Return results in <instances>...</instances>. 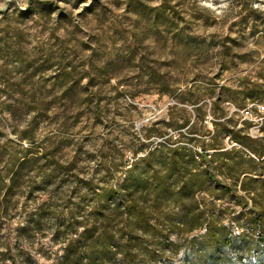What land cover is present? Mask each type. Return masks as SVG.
Segmentation results:
<instances>
[{
  "label": "rangeland",
  "instance_id": "obj_1",
  "mask_svg": "<svg viewBox=\"0 0 264 264\" xmlns=\"http://www.w3.org/2000/svg\"><path fill=\"white\" fill-rule=\"evenodd\" d=\"M250 16L257 27L250 26ZM5 24L20 32L21 54L31 60L29 65L42 51L51 50L78 67L73 79L91 66L82 78L91 82L87 100L91 111L64 133L58 156L76 158L74 173L82 179L81 189L91 176L95 189L117 186L123 176L121 160L132 164L150 158L147 170L143 162L136 165L137 171L150 173L159 158L188 160L193 155L196 162L191 167L202 170L204 141L207 158H213L208 168L214 179L207 182L208 189L199 190L210 215L203 225L231 241L213 247L212 253L224 256L226 264H264V223H247V210L237 199L245 195L239 188L241 177H234L236 171L255 168L243 158H259L247 144L264 145V0H0V30ZM14 66L8 61L3 65L6 70L0 68L3 106L24 84ZM54 70L48 65L25 78L50 82ZM4 80L9 82L5 91ZM201 113L204 116L198 119ZM20 128L0 109V148L6 146L19 158L27 145L17 138ZM43 133L38 129L36 137ZM102 162L109 168L104 169ZM59 180L70 196L75 177L64 175L48 185L46 195L36 190L28 202L26 191L14 197V210L0 231V254H5L0 264H12L11 259L15 264H48L44 257L57 247L53 229L58 217L52 212L65 207L63 200L53 197ZM250 186L256 193L248 206L255 202L258 211L264 210V183ZM45 197L50 205L40 212V225L34 228V203ZM87 200L93 201L92 194ZM170 211L171 222L161 220L163 231L146 238L154 254L149 264H188L196 249L189 238L198 237L201 230L175 231V210ZM26 224L29 232L18 235L17 229ZM170 242L175 244L170 247ZM4 244L10 252H4Z\"/></svg>",
  "mask_w": 264,
  "mask_h": 264
},
{
  "label": "trees",
  "instance_id": "obj_2",
  "mask_svg": "<svg viewBox=\"0 0 264 264\" xmlns=\"http://www.w3.org/2000/svg\"><path fill=\"white\" fill-rule=\"evenodd\" d=\"M249 11L257 13L251 8ZM255 20L250 16L252 28L257 27ZM242 21L245 20L239 22ZM21 39L20 32L7 24L0 30V68L6 70L3 65L13 61L14 67L24 79L23 86L17 87L18 93L9 100L7 106H3L0 101V109L6 110L15 125H21L16 135L19 140L27 143L21 158L6 146L0 148V231L2 224L14 210L15 196L26 191L25 201L28 202V198L36 190L46 195L49 184L58 177L71 175L75 177V187L70 191V196L66 197L62 190V180H59L58 186L53 190V197L63 200L65 207L61 211L52 212L58 217V223L53 229V240L57 247L48 257H44L48 264H149L154 254L150 246L145 244L146 238L163 231V227L159 226L161 220L171 222L170 209L175 210V231L188 232L194 228L201 230L198 237L189 238L190 245L196 249L190 255L188 264H226L228 260L224 256L220 258L214 255L212 249L230 244L231 241L225 236H217L210 225H203L210 219V215L207 214L206 204L201 202L199 190L208 189L207 182L214 179L208 168L213 158H207L204 141L201 144V160L205 168L202 170L191 167L196 162L193 155L188 160L159 158L157 168L151 169L150 173L145 170L137 171L136 168L138 162H143L147 170L150 158H139L132 164L121 160L123 176L117 186L105 185L95 189L91 176L81 183V189L79 182L82 179L74 173L78 165L76 158L58 156L61 155L64 133L76 126L81 115H88L91 111L87 105L91 82L90 79L82 82L85 74L88 76L91 66H86L81 70L82 74L73 79L78 67L65 62L61 55L51 50L42 51L41 56L36 57L32 65H29L31 60H27V56L23 58L21 54ZM48 65L55 67L50 82L41 79L26 81L31 74L40 72ZM29 69L32 71L27 74ZM2 85V90L5 91L9 82L4 80ZM203 116L204 114H199L198 119ZM38 129H43L44 133L36 137ZM157 135L163 136L162 133ZM232 138L240 141L237 136L233 135ZM148 139L149 134L145 135V140ZM37 140L40 145L33 144ZM8 143L19 147L11 139ZM247 146L259 158H243L247 165H254L255 168L234 173L236 180L241 177L239 188L245 192L244 196L237 195V199L242 201L243 209L247 210V223L259 226L264 223V210L258 211L255 202L248 206V201H253L256 193L254 186L250 184L264 183V158H260L264 155V145L260 148H252L249 144ZM33 147L35 149L32 151ZM128 151L135 154L131 149ZM214 155L216 154H210V157ZM102 165L104 169L110 166L107 162H102ZM89 194H92L91 203L87 200ZM114 197L116 202L111 205L110 200ZM72 198L78 199L77 202H72ZM49 205L46 197L34 203V228L40 225V212ZM22 209L27 211L24 205ZM164 228L170 229V226ZM29 230L30 227L26 224L17 229V234H26ZM172 244L175 243L170 242V247ZM3 249L5 253L10 252L8 244H4ZM139 249L143 252L139 253ZM4 256L1 253L0 259H4ZM11 263L15 264V260L11 259Z\"/></svg>",
  "mask_w": 264,
  "mask_h": 264
}]
</instances>
